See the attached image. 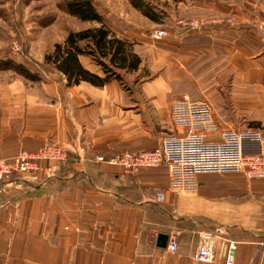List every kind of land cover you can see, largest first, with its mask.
I'll return each instance as SVG.
<instances>
[{"label":"crops","instance_id":"0c3cea01","mask_svg":"<svg viewBox=\"0 0 264 264\" xmlns=\"http://www.w3.org/2000/svg\"><path fill=\"white\" fill-rule=\"evenodd\" d=\"M190 37L194 42L163 46L156 54L162 56L163 73L139 90H127L118 80L103 87L88 82L68 87L54 68L49 90L0 92V159L50 143L69 155L64 164H54L53 172L0 184V264H225L231 244L234 264H264V179L201 172L198 193L187 195L167 192V165L128 173L97 162L123 151L156 150L166 134H181L170 111L178 98L193 97L179 91L188 72L221 68L228 61L238 66L234 77L248 108L262 107L263 36L203 28ZM233 38L249 46H240L237 54ZM80 61L104 77L90 58ZM220 125L223 131H254ZM209 140L219 141L220 135ZM160 192H167L162 203ZM241 231L256 235L240 238ZM202 232L216 236L211 263L194 259ZM172 233L179 234L174 253L157 246L159 235Z\"/></svg>","mask_w":264,"mask_h":264},{"label":"rangeland","instance_id":"374dc122","mask_svg":"<svg viewBox=\"0 0 264 264\" xmlns=\"http://www.w3.org/2000/svg\"><path fill=\"white\" fill-rule=\"evenodd\" d=\"M145 1L156 9L162 23H155L144 16L134 8L131 0H93L106 25L119 38L129 42L132 53L142 60L137 72L117 71L123 80L119 82L127 90H139L144 83L163 73L162 56L157 58L156 54L163 53L161 49L165 44L194 42L190 36L200 29L211 28L215 32L229 30L240 35L259 34L264 37V0ZM96 27L99 24L82 22L69 15L65 11V0H0V61L22 65L32 74L40 76L39 81H31L13 69H0V92L25 90L30 94L49 90L50 86H54V68L45 64L46 56L53 53L55 45L63 44L70 32ZM231 41V48L237 54L240 46H249V43L244 42L238 44L235 38ZM223 63L221 68H204L199 74L188 72L179 84V91L193 95L188 97L191 101H209L223 128L264 133V103L255 111L254 108H248L247 97L234 77L238 66H229L228 61ZM100 71L104 74L101 68ZM184 99L181 97L176 101ZM52 145L42 146L36 152L51 148ZM43 168L41 174L49 170L53 172L54 161H44ZM255 202L258 199L253 198ZM251 219L255 220L254 217ZM252 234L241 231L238 236L256 235Z\"/></svg>","mask_w":264,"mask_h":264},{"label":"built area","instance_id":"2783aa9c","mask_svg":"<svg viewBox=\"0 0 264 264\" xmlns=\"http://www.w3.org/2000/svg\"><path fill=\"white\" fill-rule=\"evenodd\" d=\"M170 117L174 129L183 134H166L156 150L139 153L123 151L108 159L98 157L97 162L121 168L128 173L167 165V192L187 195L198 193V176L201 172H243L249 179H264V133L223 131L209 101H176L172 104ZM214 134L220 135L219 141L209 140ZM67 159L66 152L54 144L39 152H21L13 159H0V184L25 176L37 177L44 170V161L61 164ZM167 192L158 193V202H164ZM178 235H168V252L178 250ZM215 240L213 233L200 234L194 255L197 262L214 261ZM234 248L235 244H231L225 264H234Z\"/></svg>","mask_w":264,"mask_h":264},{"label":"trees","instance_id":"16d2710c","mask_svg":"<svg viewBox=\"0 0 264 264\" xmlns=\"http://www.w3.org/2000/svg\"><path fill=\"white\" fill-rule=\"evenodd\" d=\"M131 4L155 23H162L150 2L131 0ZM65 11L82 22H95L99 27L80 32H70L63 44H57L46 56L45 64L52 66L67 79V86L88 82L103 87L111 80L123 81L117 71L134 73L140 69L142 60L132 53V46L119 38L105 23L93 0H65ZM81 57L90 58L104 72V77L90 72L81 63ZM0 69H13L31 81L40 76L32 74L22 65L0 61Z\"/></svg>","mask_w":264,"mask_h":264},{"label":"water","instance_id":"95a60500","mask_svg":"<svg viewBox=\"0 0 264 264\" xmlns=\"http://www.w3.org/2000/svg\"><path fill=\"white\" fill-rule=\"evenodd\" d=\"M167 243H168V236L165 235V234H161L159 235L158 239H157V246L159 248H166L167 246Z\"/></svg>","mask_w":264,"mask_h":264}]
</instances>
